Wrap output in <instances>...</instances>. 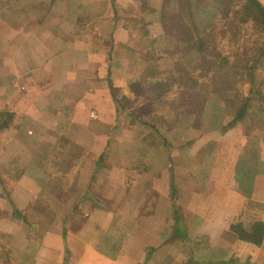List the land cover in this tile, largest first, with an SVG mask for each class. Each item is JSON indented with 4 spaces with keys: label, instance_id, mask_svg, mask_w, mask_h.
I'll use <instances>...</instances> for the list:
<instances>
[{
    "label": "crops",
    "instance_id": "obj_1",
    "mask_svg": "<svg viewBox=\"0 0 264 264\" xmlns=\"http://www.w3.org/2000/svg\"><path fill=\"white\" fill-rule=\"evenodd\" d=\"M136 1L0 0V264H264L231 230L264 224V112L194 139L195 119L142 128ZM138 2L159 30L161 0Z\"/></svg>",
    "mask_w": 264,
    "mask_h": 264
},
{
    "label": "trees",
    "instance_id": "obj_2",
    "mask_svg": "<svg viewBox=\"0 0 264 264\" xmlns=\"http://www.w3.org/2000/svg\"><path fill=\"white\" fill-rule=\"evenodd\" d=\"M174 1L177 2V10L180 9L182 11L179 15L180 22L178 19H168L165 14L163 15L162 11V30L169 38L175 39L176 45L182 46L184 51L197 54L199 63L194 68L193 78L207 81L199 90L187 89L188 91H186L183 89L182 94L176 93L181 98L183 96L182 103L186 104L187 108L193 107L200 111V115L195 117L194 126L196 127L197 125L200 128L203 125V116L206 115L207 105H210L211 100L220 104L215 110L218 122L213 131L225 132L244 124H250L253 118L252 112H264V92L258 88L256 79V71L261 66V69L264 68L263 6L257 0H246V11L239 17L238 24H252L251 34L246 33V30H243L242 34L243 37L251 35L248 38V48L252 47L253 56H250L246 63L236 64L230 61L220 50L218 45L219 38L214 24H212L215 19L226 18L227 12L216 6L218 12L214 11L212 13L204 7L200 8L195 0ZM177 10L175 9V11ZM151 12L154 11L152 10ZM238 14L239 12L236 15ZM147 65L148 72L142 80L131 86L130 91L134 95L138 93V90L146 89L153 93L163 89L164 93L162 94L166 96L168 91L164 87V80H177V78L167 79L164 76L166 72L164 70L163 72L160 68L158 70L159 65L154 61ZM190 79L192 77L188 73L186 81H190ZM244 83L246 87L241 93L240 86ZM231 94H238L239 97H235V95L234 97L227 96ZM163 97L161 95L154 96L152 105L162 103ZM115 103L118 111L124 113L126 107L122 104V101L116 99ZM228 106L230 110L226 114L222 110H226ZM225 116L229 119L224 123L222 120ZM181 117L188 118L187 115L183 114ZM178 125L180 124L178 123ZM147 127L152 134L163 136L158 131V125H148ZM47 187L50 188V194L45 195V200L42 201L49 202V206L62 201L61 181H52ZM250 221L248 227L240 222L232 227L231 230L237 234L240 240L260 245L264 241V224L260 220H254V218H251Z\"/></svg>",
    "mask_w": 264,
    "mask_h": 264
},
{
    "label": "rangeland",
    "instance_id": "obj_3",
    "mask_svg": "<svg viewBox=\"0 0 264 264\" xmlns=\"http://www.w3.org/2000/svg\"><path fill=\"white\" fill-rule=\"evenodd\" d=\"M138 1L139 0L136 1V5L134 7L133 5L130 6V8L127 6V11L128 14L130 13L131 18L130 24L133 27L131 36V54L132 56L141 55V57L146 54V64H149L151 61L157 62L159 65V67L157 65V69L159 70L160 68L162 71L164 70L166 72L164 76H166L167 79L177 78V80H164V87L168 91L166 96L162 94L164 93L163 89L153 93L143 89L137 91L140 96L133 97L135 100L131 99V101H128L125 99L124 103L126 106L127 104H131L135 108H140L139 112L141 115L139 116V120L140 122H144L146 125L142 126V128L149 131L147 127L148 125H158V131L162 129V131L160 130L162 135L165 134L172 136L175 134H172L170 129L179 123L180 127H184L183 131L179 130V134H183L182 132L186 131L187 126H192L189 124H193V120L195 119L194 116L196 117L197 115H200V111L193 107L187 108L186 104L182 103L183 96L181 98L180 95L176 93L178 92L182 94L183 89L186 91H188L187 89L194 91L199 90L201 86L206 84L207 81H200L197 78H193V72L195 70L194 68L197 67L199 63L197 54L194 52L184 51L182 46L176 45L175 39L169 38L162 30V11L163 15L165 14L168 19H178L180 22L179 15L182 13V11L180 9L177 10V2L174 0H161L160 5L153 4L151 6L160 8L157 21L155 20L157 22V26L160 24V28L158 30L156 27H154L152 19H150V22L147 21L146 23V20L142 16L146 13L147 15L155 13L151 12L153 9H151L148 5H144V3L140 4ZM195 2L198 3L200 8L204 7L212 13L214 11L218 12L217 7L227 12L226 18L215 19L214 23H212L215 26V31L219 38V48L223 54L226 55V57H228V59L233 63H246L250 56H253V52H251L252 47L248 48V38H250L251 35L243 37L242 31L246 30V33L251 34L252 24H238L239 17H241L246 11V0H195ZM175 9L177 11H175ZM144 11H146V13H143ZM237 12H239L238 15H236ZM150 47L152 52L147 53ZM138 66L139 65H136L134 70H137L139 68ZM146 67L147 69L143 67L145 71L142 75H140L141 78L149 70L148 65ZM261 68L262 66L258 71H256V79L258 88L264 92V68ZM188 73L189 76L192 77L190 81H186ZM240 87L242 90L241 93H243L246 87L245 83ZM159 95L162 97L164 96L162 103L153 105L151 108L154 110H152L150 108V102L152 103V98L154 96ZM234 95L235 97H239L238 94H231L227 96L234 97ZM219 105L220 104L218 102L212 100L210 101V105H207V110L205 113L206 115H202L203 125H201V129H199V126L196 125L195 127L193 125L195 129L193 128L194 130H192L188 135L189 139L197 138L206 132H213V130L216 128V123L218 122V116H216L215 110ZM229 110L230 108L228 106L226 110L223 109L222 111L227 114ZM182 114L190 115L191 117L183 118L181 117ZM255 114L256 113H254V115ZM227 119L229 118L225 116L222 122L225 123ZM199 122L201 123V121ZM153 137L154 136H151L150 139H153ZM156 144H158V142ZM153 149L156 150V147Z\"/></svg>",
    "mask_w": 264,
    "mask_h": 264
}]
</instances>
